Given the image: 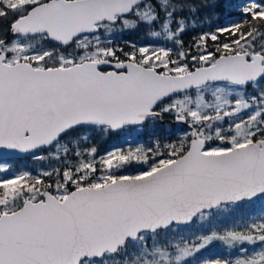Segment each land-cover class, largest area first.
<instances>
[{
    "label": "snow or ice",
    "instance_id": "6c2138e0",
    "mask_svg": "<svg viewBox=\"0 0 264 264\" xmlns=\"http://www.w3.org/2000/svg\"><path fill=\"white\" fill-rule=\"evenodd\" d=\"M0 264H264V0H0Z\"/></svg>",
    "mask_w": 264,
    "mask_h": 264
},
{
    "label": "trees",
    "instance_id": "16d2710c",
    "mask_svg": "<svg viewBox=\"0 0 264 264\" xmlns=\"http://www.w3.org/2000/svg\"><path fill=\"white\" fill-rule=\"evenodd\" d=\"M132 39L133 40L137 39V36H133ZM122 140H124V138L123 137H120L118 139H113V140H109L106 143H102L100 145L101 151H103L105 148H107L111 143H113V142H116L117 143V142L122 141ZM41 166H43V165H41L38 162L32 163V162L29 161V167L35 168V167H41ZM219 246L222 247V249L220 250V252H222L223 251V245H221L219 242H214L212 245H210L208 251L216 250L217 247H219Z\"/></svg>",
    "mask_w": 264,
    "mask_h": 264
},
{
    "label": "rangeland",
    "instance_id": "374dc122",
    "mask_svg": "<svg viewBox=\"0 0 264 264\" xmlns=\"http://www.w3.org/2000/svg\"><path fill=\"white\" fill-rule=\"evenodd\" d=\"M113 145H120V146H123V147H127V146H128V145L125 143V140H122V141H119V142H117V143H116V142L111 143L107 148H110V147H112ZM132 146L134 147L135 144L133 143ZM221 249H222V247L219 246V247H217V249H216L215 251L220 252Z\"/></svg>",
    "mask_w": 264,
    "mask_h": 264
},
{
    "label": "flooded vegetation",
    "instance_id": "af4514ba",
    "mask_svg": "<svg viewBox=\"0 0 264 264\" xmlns=\"http://www.w3.org/2000/svg\"><path fill=\"white\" fill-rule=\"evenodd\" d=\"M133 36H135V35L125 36L124 39H132ZM166 123H167V122H166ZM172 127L175 128L174 125H172ZM104 150H105V149H104ZM104 150H103V151H104ZM103 151H102V152H103ZM22 163L27 164V166H29V161H24V162H22ZM38 163H39V162H38Z\"/></svg>",
    "mask_w": 264,
    "mask_h": 264
}]
</instances>
